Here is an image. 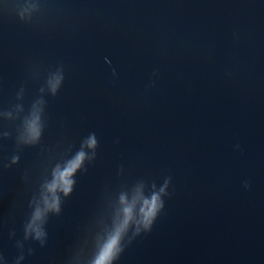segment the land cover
Listing matches in <instances>:
<instances>
[{"label": "water", "instance_id": "95a60500", "mask_svg": "<svg viewBox=\"0 0 264 264\" xmlns=\"http://www.w3.org/2000/svg\"><path fill=\"white\" fill-rule=\"evenodd\" d=\"M125 206L112 264H264V0H0V264H95Z\"/></svg>", "mask_w": 264, "mask_h": 264}, {"label": "clouds", "instance_id": "9594fccd", "mask_svg": "<svg viewBox=\"0 0 264 264\" xmlns=\"http://www.w3.org/2000/svg\"><path fill=\"white\" fill-rule=\"evenodd\" d=\"M34 137L39 136V130L33 125L31 129ZM85 145L88 149L95 150L97 146V139L94 133L90 134ZM87 158L85 151L81 150L77 152L75 157L68 162V164L61 170L57 168L54 173V180L48 187L49 193L52 195L51 202L45 201V207L48 211L59 212V198L56 195L57 192H62L65 196L71 194L75 173L81 168L85 159ZM18 158H13V163H17ZM163 191V189H161ZM122 203H124L122 198ZM163 207V203L160 200L158 194H153L149 199L143 200L140 208V219L138 221V227L136 229L137 234L139 233V226H142L145 232L150 231L153 221L155 220L158 212ZM44 213L40 209H37L33 215L32 222L26 229V234L35 233L34 238L40 240L44 235L40 228L39 222L43 219ZM133 208L131 206H125L122 211V220L116 226L112 235L107 239L100 254L98 255L95 264H112V262L119 256L120 252L123 251L121 248V241L128 231L129 227L133 223Z\"/></svg>", "mask_w": 264, "mask_h": 264}]
</instances>
